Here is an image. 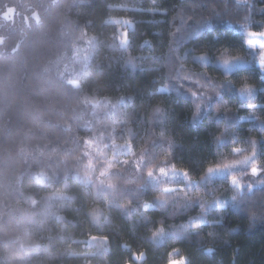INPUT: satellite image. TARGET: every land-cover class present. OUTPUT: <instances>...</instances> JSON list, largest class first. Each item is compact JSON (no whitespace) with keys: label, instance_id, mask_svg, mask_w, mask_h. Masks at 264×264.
<instances>
[{"label":"trees","instance_id":"trees-1","mask_svg":"<svg viewBox=\"0 0 264 264\" xmlns=\"http://www.w3.org/2000/svg\"><path fill=\"white\" fill-rule=\"evenodd\" d=\"M249 32L264 0H0V264H264Z\"/></svg>","mask_w":264,"mask_h":264},{"label":"snow or ice","instance_id":"snow-or-ice-1","mask_svg":"<svg viewBox=\"0 0 264 264\" xmlns=\"http://www.w3.org/2000/svg\"><path fill=\"white\" fill-rule=\"evenodd\" d=\"M248 36H250V37H255V36H262V37H264V32H260V33L249 32V33H248ZM246 43H247V46L252 47L253 49L256 48V44H255V42H254L253 39H248V40L246 41ZM260 48H264V44H261V45H260ZM197 59H199L200 61H204V60L207 59V56H206V54H201L199 57H197ZM221 59H222V62H223L225 65H228V64L231 63V60H230L229 58L222 57ZM261 68H262V70H264V64L261 65ZM162 91H163V90H162ZM240 91H241L242 93L245 92V91H248V92H249V96L251 95V92H250V86H249L248 84H244V85L242 86V88L240 89ZM258 106H259V105H251V104H249L247 107H249V108H256V107H258ZM234 151H235L236 153H239V152H241V148H240V147H236V148L234 149ZM215 168H216V169H219V168H220V165H216ZM163 171H164V169H161V172H163ZM213 171H214V168H213V167H209V168H208V172H209L210 174L213 173ZM260 171H261V169L255 167V166H253V167L250 169V172H251V174H252L253 176H257V175H259V174H260ZM185 172H186V170H185ZM232 180L235 181V180H236V177L233 176V177H232ZM146 207H148V206H146ZM209 251H211V249H209ZM181 259H183V258H181Z\"/></svg>","mask_w":264,"mask_h":264},{"label":"rangeland","instance_id":"rangeland-1","mask_svg":"<svg viewBox=\"0 0 264 264\" xmlns=\"http://www.w3.org/2000/svg\"><path fill=\"white\" fill-rule=\"evenodd\" d=\"M13 10L8 11V13L6 14V17H8ZM253 39H258V40H264V37L262 36H255L252 37ZM186 177V172L185 171H180V170H164L163 172H159L156 175H152V179L153 180H157L159 178L161 179H177V178H185ZM169 264H185V259H174L171 260Z\"/></svg>","mask_w":264,"mask_h":264}]
</instances>
